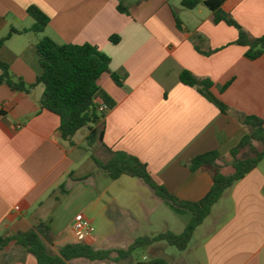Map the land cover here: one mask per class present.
<instances>
[{"label": "crops", "instance_id": "1", "mask_svg": "<svg viewBox=\"0 0 264 264\" xmlns=\"http://www.w3.org/2000/svg\"><path fill=\"white\" fill-rule=\"evenodd\" d=\"M119 5L130 15L121 13ZM33 6L50 24L42 36L13 34L0 49V58L14 75L36 84L42 72L37 45L49 37L58 44L98 47L111 58L110 72L123 86L110 74L99 81L114 104L104 121L103 143L94 146L104 159L76 136L73 146L62 140L58 116L41 109L43 86L31 94L0 86V236L37 228L57 254L63 246L78 243L74 219L80 213L103 231L87 241L101 250L128 249L141 236L183 233L192 220L190 211L154 192L113 193L114 180L95 176L93 156L110 157L103 144L132 155L169 193L185 202L201 201L213 179L208 172H193L190 161L218 152L223 172L231 175V151L248 131L184 85L181 75L187 71L211 80L213 94L232 110L264 120V56L249 60L247 48L236 44L234 27L216 24L204 6L184 8L182 0H0V38L12 29H30L35 21L28 9ZM223 9L251 37L264 36V0H228ZM112 36L120 42L112 43ZM254 154L249 151L247 156ZM89 208L96 211L94 217L86 213ZM135 257L141 264L157 258L170 264H264V160L224 193L185 252L159 242ZM0 264L38 262L25 248L12 245L0 250ZM68 264L116 263L77 259Z\"/></svg>", "mask_w": 264, "mask_h": 264}, {"label": "trees", "instance_id": "2", "mask_svg": "<svg viewBox=\"0 0 264 264\" xmlns=\"http://www.w3.org/2000/svg\"><path fill=\"white\" fill-rule=\"evenodd\" d=\"M143 0H138V4ZM228 0H182V6L188 10H195L201 6L213 13L216 24L225 23L238 31L236 44L247 48L246 57L256 61L264 56V36L253 38L240 26L233 17L224 11L223 6ZM121 13L130 15V10L122 5L118 6ZM29 16L35 21L34 25L23 31L12 29L7 37L0 38V49L13 34L33 32L42 34L50 24V18L38 7L28 9ZM178 26L181 21L175 15ZM110 41L114 44L120 42L118 36H112ZM37 53L41 75L36 84L28 85L24 79L14 75L11 67L0 58V86H7L15 93L31 94L38 87L43 86L44 92L40 100L42 110L49 111L60 119V133L62 140L74 145L73 139L82 129H88L87 143L93 148L97 143H103L105 118L108 112L100 113L96 101L102 100L108 104L110 110L113 102L103 93L99 86L100 79L110 74L112 79L123 86L120 78L110 72L111 58L91 44L74 45L58 44L49 37L40 39ZM181 82L196 89L201 95L212 102L223 114L232 115L248 133L240 144L231 151L233 173L227 175L223 172L222 156L218 152H209L193 158L190 169L193 172H208L213 179V186L208 195L199 202H185L164 187L158 185L148 168L138 158L123 152H114L105 147L110 157L100 160L93 156L97 164L96 175H106L112 180H119L123 176L138 179L146 184L157 197L172 203L175 207L188 210L192 213V220L183 233L176 234L171 231L159 233L155 236H142L125 250L96 249L88 242H78L63 246L57 254H53L39 235L38 229L15 236H0V250L12 245L25 248L34 255L38 264H68L73 260L85 259L92 262H111L116 264H141L136 260L139 249H145L159 242H166L180 252H185L200 227L210 215L213 207L221 200L224 193L236 183L244 179L255 170L264 160V120L254 115L232 110L227 104L217 98L212 88L211 80H204L190 72H183ZM229 85L225 87L227 89ZM249 151L255 154L247 156ZM62 190L66 192L65 188ZM40 226L39 228H42ZM152 264H170L164 258L151 261Z\"/></svg>", "mask_w": 264, "mask_h": 264}, {"label": "rangeland", "instance_id": "3", "mask_svg": "<svg viewBox=\"0 0 264 264\" xmlns=\"http://www.w3.org/2000/svg\"><path fill=\"white\" fill-rule=\"evenodd\" d=\"M42 36V34H39ZM89 134L88 129H82L81 131L78 132V134L75 137V140L77 142L83 143L84 148L89 149L88 147V143H84V137ZM98 144V143H97ZM93 153L95 155H97L100 158L104 157L100 154V152L98 151V149L96 147L91 148ZM90 153H92L91 151L87 152V155H90ZM113 187H112V192L117 194V195H121L124 193H133V192H139V193H143L146 195H150L153 194V191L146 185L144 184L142 181L138 180V179H133L127 176L122 177L120 180L118 181H114L113 183ZM88 215H90V217H94L96 215V211L93 210V208H89L86 212ZM95 228V231L97 234H101L103 233V231L98 227L97 225H93ZM147 225H146V229H147ZM147 231V230H146ZM140 235V234H139ZM143 235V234H141ZM142 237V236H141ZM75 242V241H74ZM105 245H110V244H105ZM124 245V244H121ZM127 248H118L117 250H125ZM144 249H139L137 251L136 254H142Z\"/></svg>", "mask_w": 264, "mask_h": 264}, {"label": "built area", "instance_id": "4", "mask_svg": "<svg viewBox=\"0 0 264 264\" xmlns=\"http://www.w3.org/2000/svg\"><path fill=\"white\" fill-rule=\"evenodd\" d=\"M96 103L100 113L110 111L109 105L104 103L102 100L98 99ZM74 232L78 242H87L89 239L95 236L96 231L92 221L84 214L80 213L76 215L74 219Z\"/></svg>", "mask_w": 264, "mask_h": 264}]
</instances>
